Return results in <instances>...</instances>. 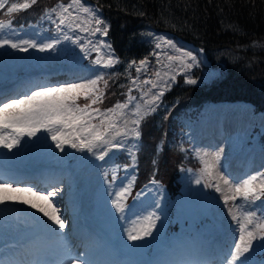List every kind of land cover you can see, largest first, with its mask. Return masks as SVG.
<instances>
[{
	"label": "rangeland",
	"instance_id": "374dc122",
	"mask_svg": "<svg viewBox=\"0 0 264 264\" xmlns=\"http://www.w3.org/2000/svg\"><path fill=\"white\" fill-rule=\"evenodd\" d=\"M85 4L92 7L88 3ZM56 5L57 3L45 9L41 15L42 18L37 23L17 27L11 25V27L0 29V39H9L14 43L35 41L37 44H44L52 43L53 40L57 39L60 41L54 48L44 51H40L39 48H30L27 44H21L22 48L28 47L27 51H21L19 48L13 49L9 45L0 47V71L6 73L5 80L11 81V85L0 87V101L7 102L9 99H18L21 96L30 95L39 87H55L61 84L95 79L96 76H100V71L105 68L102 64L97 65L95 63L98 54L88 44L89 40L92 41L93 45L100 40L106 42L105 37L100 33L93 36L78 29L73 32L71 29L65 28V32L72 39H64L56 27L58 23L56 15L53 13L51 19L45 16L46 10ZM3 21L7 23L8 19ZM146 36L154 44L153 53H162L159 57L161 63H157V56L153 54L152 69H148L147 66V71L142 68L140 73L136 72V75L133 76H139L136 85H133V77L131 78V95L137 97L134 104L140 103L145 108L148 107V105H144V101L150 100L153 93L163 91L166 88L165 85L169 81L172 82L171 76L176 73L183 75L185 81L191 78L196 82L202 79H210L218 73V69L214 67L204 68L200 77L193 74L192 68L182 71L178 62L167 60V56L179 55V53L164 44H162L161 49H156L157 38L165 37L172 40L177 48L192 52L196 56V63L199 60L201 63L205 62L200 50L182 41L190 47L188 50L186 49L187 46L185 48L180 44V41L173 39L164 32L148 30ZM77 38H79L80 43L84 44V50H81L79 43L73 42ZM108 54L115 58L111 48H102L99 58L107 59ZM139 61L133 65L135 69L140 67ZM188 63L191 61L189 60ZM165 64L171 65L170 72L168 68L163 67ZM157 69H160L162 79H157L155 76ZM165 72L169 74L163 75ZM56 74H63L64 76L49 78ZM144 79H149L153 84L159 86L141 99L139 86ZM149 88H151V84L143 86L144 91ZM128 94L129 92L121 103L127 100ZM157 102L159 101H156L155 104ZM132 108L133 105H129V108L125 110L128 113L126 118L129 120L136 118ZM202 109L204 111L199 115L197 113V117H195L196 115L179 114V122L182 126L177 129V132L182 133L189 141L188 148L193 155L197 156L200 172L203 167L200 157L204 152L209 154L219 152L223 156L220 160V170L233 183L241 182L250 175L264 172V142L258 139V135L264 130V111L254 112L249 103L239 101L236 103H227L226 101L205 103ZM96 122L98 123V121ZM120 123L123 125V121ZM131 126L129 124V127ZM200 130H202L201 136L199 135ZM177 132H175L176 137H178ZM120 139L124 143V147L111 149L103 160L98 158L103 145L94 150L95 155L87 149H74L69 145H65L64 150L61 151L56 147V142L51 139V133L43 129L33 137L24 136L21 143L13 149L0 146V183L11 184L14 188L32 187L34 191L43 192L44 195H47L48 191L54 187L59 188V193L55 197H49V199L59 210L57 214L67 225L65 229L59 230L64 234L60 236L48 231L45 225H50L52 222L30 205L22 202H8L0 205V260L8 259L18 262L23 260L24 256L27 257L26 261L35 259L55 260L63 253L66 238L69 237V232L73 226L84 227L86 223L95 228L92 233L94 234L93 242L97 240L106 241L102 233L104 231L107 234L120 235L123 242H130L129 246L134 251H141L147 240L153 239L154 236L134 242L128 239V232L134 228L142 227L143 218L149 213L155 212L160 219L155 221L157 227L153 233L155 236H159L156 232L163 230L172 205L177 217L182 221L183 227L165 237L168 244L164 248L162 244L165 241L154 247L156 251L163 249L166 252L174 248V255L168 257L171 261L182 259L186 255L189 259L198 257L204 263H208L210 258H207V252H202V250L209 244V241L223 239L227 233L232 238V245H234V241L238 239V224L228 213V207H233L232 202H229L226 207L222 193L216 192L212 187H205V184L202 183L201 174L195 171H181L179 193L174 198L157 182L151 181L149 184L142 185L143 188L140 193H143V197H153L154 209L150 207L139 208L133 215L131 208H134V203H121V197L116 196L122 187L128 186V181L132 177L129 170L125 169L130 167L132 170V168L128 165L118 164L115 159L119 151L133 149V143L136 139L131 136ZM240 165H243L244 168ZM31 170L41 173L42 185L33 180L28 181L29 176L27 175L16 177L17 174L23 172L33 173ZM172 175H166L165 178L172 177ZM24 179L26 181H20ZM197 179H201L200 184L196 183ZM172 180H167L170 183L167 184L169 190L173 188ZM212 182L215 183V181ZM221 187L225 189L224 194L231 195L222 181ZM11 194L41 204L45 203L37 201L36 197L28 193ZM117 199L124 206L123 212L117 211L113 203ZM238 202L244 207V211L254 212L257 217L264 216V197L252 203L243 200ZM135 208H138L137 203ZM233 214L237 215L238 219H242L240 212L235 207H233ZM36 223L37 229H32ZM121 226L122 228L126 226L127 232H119L118 229ZM53 227L58 226L53 225ZM29 229L34 230V232L26 236L25 234L28 232L26 230ZM32 238L34 239L31 240ZM28 241L35 242L30 244ZM60 245L63 247L60 248ZM263 245L264 241H261L259 237L253 241V248L242 258H246V264H264V256L258 254ZM73 246L72 244L69 248L72 253L78 250V254L88 257L94 261V264H107L109 261L105 260V256L97 260L99 251L91 252L85 245L79 244V249L77 245L75 248ZM192 250L195 252L194 255L190 254ZM7 251L9 252L4 256ZM103 252L107 257H110L107 254V247L104 248ZM84 259H81L83 260L82 264H84Z\"/></svg>",
	"mask_w": 264,
	"mask_h": 264
},
{
	"label": "snow or ice",
	"instance_id": "6c2138e0",
	"mask_svg": "<svg viewBox=\"0 0 264 264\" xmlns=\"http://www.w3.org/2000/svg\"><path fill=\"white\" fill-rule=\"evenodd\" d=\"M38 0H24L23 3H11L7 7L6 12L9 16L20 10H27L33 5H36ZM9 4V0H0V9H5ZM55 14L58 18L56 27L58 31L64 36V39H72L65 32V28L71 29L73 32L79 30L89 35L100 33L103 36L108 35L109 28L105 21H103L97 14V10L87 6L84 0H68L64 3L59 0L57 5L49 10H46L45 16L51 19V15ZM63 26V27H62ZM11 27V19L7 23L0 20V29ZM156 49H161L162 44L172 48L179 55L167 56L170 62H178L181 70L190 69L196 63V56L192 52H186L183 48H177V45L165 37H158ZM79 43L81 50H84V44L80 43L79 38L73 41ZM60 41L53 40L52 43L37 44L35 41H21L14 43L9 39H0V47L9 45L13 49L19 48L21 51H27L30 48H39L40 51L52 49ZM21 44H27L28 47H21ZM88 44L92 46V50L98 54L95 60L97 65H103L105 68H110L119 63L113 55L108 54L107 59L102 60L99 54L102 48H110L111 45L107 44L104 40H100L97 44L93 45L89 40ZM166 55V53H163ZM157 56V63H161L159 57L161 52H155ZM191 63H188V61ZM140 67H136L135 71L140 73L142 68L147 71L149 60L147 57L141 59L139 62ZM136 65V61L131 62ZM131 66V65H130ZM163 67L171 71V65L165 64ZM165 72L163 75H168ZM157 79H162L160 69L155 72ZM104 81V87L107 88L108 82L104 80L103 76H96L95 79L82 81L79 83H66L55 87H39L32 91L30 95L21 96L18 99H9L7 102L0 101V146L7 149H13L21 143L24 136L33 137L42 129L51 133V139L56 142V147L61 151L64 150L65 145L71 148L84 150L87 149L94 155L95 149L103 145V149L99 153V159L103 160L111 149H120L124 147L121 137H134L137 141L142 136L141 124L144 118L149 115L155 108L152 107L156 101L163 95V91L153 93L150 100H145L144 107L140 103H135L137 97L131 95L132 89L129 88L127 100L123 103L117 102L110 108L101 110L99 107H93L103 103L104 91L99 87L100 81ZM139 76L133 77L132 83L136 85ZM170 80H175V75H172ZM187 83L194 84L196 80L188 78ZM151 84V88L144 91L143 86ZM159 85L153 84L151 80L144 79L140 82L139 89L141 91V99L148 96L152 89L157 88ZM170 87V81L165 85ZM83 98L87 101L81 105L78 101ZM133 105L132 112L135 119H127L128 113L125 111ZM98 121V123L96 122ZM120 121H123L121 125ZM129 124L132 126L129 127ZM206 157H208L206 159ZM135 159V156H133ZM203 167L201 173L206 176L208 180L205 187H212L216 192L222 193L224 205L227 207L229 202H232L241 214L242 219H238L237 215L233 214V207H228V213L233 220L238 224V239L234 241L233 251L229 252L225 259L224 264H246V253H249L253 248V241L260 238L264 241V216L257 217L254 212L244 211V207L238 202L240 200L252 203L264 197V172L250 175L248 178L243 179L241 182L233 183L228 176L220 170L221 154L204 152L201 157ZM155 163V161H153ZM115 178V177H113ZM212 181H215L213 183ZM221 181L227 186V191L231 195L224 194L225 189L221 187ZM197 184L201 183V179L196 180ZM59 188H52L48 191L47 195L43 192L34 191L32 187H12L8 183H0V205L8 202H22L30 205L44 217H47L52 222L50 225H45L48 231L57 235L63 236L64 234L59 230L67 227L64 220L58 215V209L53 205L49 197H55L59 193ZM130 191L129 186H124L116 196L122 197ZM11 193H28L36 197L37 201L31 199H24L18 195ZM117 211L123 212L124 206L119 202V199L114 200ZM160 217L156 216L155 212L143 218V225L139 229H133L128 232V239L131 241H140L146 237L153 235V230L156 229V220ZM53 225L58 227H53ZM135 233V234H134ZM84 256L78 254L73 256L71 250L67 247L64 248L63 253L55 260H41L35 259L30 261H4L0 260V264H80ZM84 264H91L90 261L84 259ZM168 264V262H162Z\"/></svg>",
	"mask_w": 264,
	"mask_h": 264
},
{
	"label": "trees",
	"instance_id": "16d2710c",
	"mask_svg": "<svg viewBox=\"0 0 264 264\" xmlns=\"http://www.w3.org/2000/svg\"><path fill=\"white\" fill-rule=\"evenodd\" d=\"M56 0H38L27 10L11 14L14 25L37 21L42 9ZM98 10L106 22V36L119 63L103 71L108 82L101 109L124 99L129 87L128 75H135L131 61L147 57L153 62V46L145 36L147 30L164 31L202 51L206 63L200 68L214 67L218 73L210 79L189 84L176 75L163 91L160 102L141 124L142 136L136 141L137 165L149 161L158 165V178L165 181L185 161L186 142L176 138L177 115L196 111L205 101L240 100L254 111H264V0H86ZM3 16V15H2ZM200 75V74H199ZM83 99V98H82ZM86 101V100H84ZM263 135H261L262 137ZM145 174L138 169L137 179ZM139 180H137L138 182Z\"/></svg>",
	"mask_w": 264,
	"mask_h": 264
},
{
	"label": "bare ground",
	"instance_id": "6f19581e",
	"mask_svg": "<svg viewBox=\"0 0 264 264\" xmlns=\"http://www.w3.org/2000/svg\"><path fill=\"white\" fill-rule=\"evenodd\" d=\"M74 233H76V230L73 228V231L72 232H69V234H70L69 237H72ZM33 239L34 238H32L31 240H33ZM33 242L34 241H28V243H30V244H33Z\"/></svg>",
	"mask_w": 264,
	"mask_h": 264
}]
</instances>
